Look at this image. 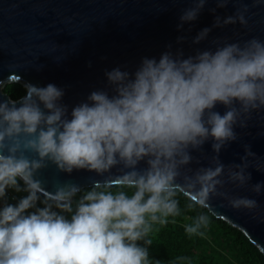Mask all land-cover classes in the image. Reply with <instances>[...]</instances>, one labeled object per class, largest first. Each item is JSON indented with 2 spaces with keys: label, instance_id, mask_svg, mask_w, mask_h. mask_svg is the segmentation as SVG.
<instances>
[{
  "label": "clouds",
  "instance_id": "obj_1",
  "mask_svg": "<svg viewBox=\"0 0 264 264\" xmlns=\"http://www.w3.org/2000/svg\"><path fill=\"white\" fill-rule=\"evenodd\" d=\"M230 2L215 0L217 8ZM207 3L191 0L178 30L196 21ZM248 12L244 5L235 15H216L212 28L246 26ZM212 28L192 42L205 41ZM212 43L214 50L187 56L169 45L158 60L144 57L134 72H106L110 91H92L70 117L61 102L65 92L54 84L27 83L23 98L0 99V200L8 189L28 193L0 207V264H162L150 255L152 235L181 215L179 195L187 193L189 208L207 209L213 196L237 209L257 207L253 198L220 191L226 183L249 185L250 146L238 164L225 165L219 154L238 139L237 126L247 127L254 113L264 112V40ZM217 104L225 106L223 114ZM210 140L215 155L209 164L190 168L193 152ZM141 162L147 167L139 168ZM49 163L69 174L86 169L104 175L117 167L121 174L76 199L82 191L76 184L45 191L37 176ZM251 190L259 195L264 182ZM209 223L201 213L185 232L203 236Z\"/></svg>",
  "mask_w": 264,
  "mask_h": 264
},
{
  "label": "water",
  "instance_id": "obj_2",
  "mask_svg": "<svg viewBox=\"0 0 264 264\" xmlns=\"http://www.w3.org/2000/svg\"><path fill=\"white\" fill-rule=\"evenodd\" d=\"M244 5L249 8L246 26L237 23L212 28L216 15H235ZM191 6V0H0V99H11L3 91L7 83L39 87L54 84L65 92L61 102L68 106L70 117L72 108L86 101L92 91H110L106 72L115 68L134 72L144 57L158 60L169 51V45L171 51L183 49L187 56L194 55L197 49L214 50L216 45L212 42L217 39L264 40V3L231 0L227 7L217 8L215 0H209L196 21L185 23L178 30L182 11ZM212 8L217 9L215 14L210 11ZM206 27L212 28L209 37L194 44V37ZM178 37L185 40L178 43ZM215 111L223 114L226 109L217 104ZM235 131L238 139L222 149L220 160L225 165L241 163L245 146H250L255 153L248 158L247 171L252 179L246 187L226 183L220 191L228 197L253 198L257 207L237 209L228 198L213 196L208 209L240 228L264 254V191L257 195L251 190V185L264 182V112L254 113L247 127L237 126ZM213 155L210 140L201 152H193L189 167L207 166ZM138 167L147 165L141 162ZM120 174L119 167L104 175L86 169L69 174L49 163L37 178L46 192H54L67 184L83 189Z\"/></svg>",
  "mask_w": 264,
  "mask_h": 264
},
{
  "label": "trees",
  "instance_id": "obj_3",
  "mask_svg": "<svg viewBox=\"0 0 264 264\" xmlns=\"http://www.w3.org/2000/svg\"><path fill=\"white\" fill-rule=\"evenodd\" d=\"M3 91L12 100H19L26 94L25 84L20 82L7 83ZM91 187L83 188L76 199ZM186 197L185 193L178 197L181 215L175 217L174 222L170 218L166 226L159 227L153 233V244L149 248L152 258L160 260L162 264H175L181 257L187 258L185 264H264L263 252L246 233L228 220L216 217L208 208L187 207L190 201ZM37 206L44 205L38 202ZM201 213L208 215L210 220L203 230L204 235L189 236L185 232V225L191 224Z\"/></svg>",
  "mask_w": 264,
  "mask_h": 264
},
{
  "label": "built area",
  "instance_id": "obj_4",
  "mask_svg": "<svg viewBox=\"0 0 264 264\" xmlns=\"http://www.w3.org/2000/svg\"><path fill=\"white\" fill-rule=\"evenodd\" d=\"M19 183L21 187H24V182L22 180H20ZM27 195L28 193L24 191L17 192L14 189H8L5 200H0V207H2L5 202L9 204H16L21 198Z\"/></svg>",
  "mask_w": 264,
  "mask_h": 264
}]
</instances>
